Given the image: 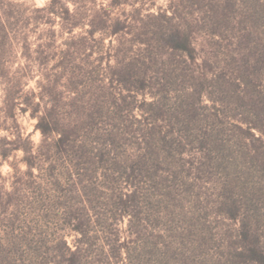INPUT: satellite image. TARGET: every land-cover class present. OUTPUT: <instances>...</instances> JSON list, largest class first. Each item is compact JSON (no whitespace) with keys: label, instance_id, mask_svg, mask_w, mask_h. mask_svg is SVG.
Segmentation results:
<instances>
[{"label":"rangeland","instance_id":"1","mask_svg":"<svg viewBox=\"0 0 264 264\" xmlns=\"http://www.w3.org/2000/svg\"><path fill=\"white\" fill-rule=\"evenodd\" d=\"M9 1L24 5L14 9L24 17L0 60L9 66V78L22 77L25 85L20 98L28 102L32 91L40 92L41 69L56 72L54 66L71 35L62 19L50 20L46 14L35 12L50 0ZM95 1L85 3L84 9H97L109 2ZM172 1L145 0L143 6L157 13ZM130 10L122 6L112 14L116 17ZM51 30L55 32L54 42L48 39ZM81 32L78 28L74 34ZM25 34L30 42L26 55L22 42ZM101 37L96 36L98 40ZM104 39V43L91 41L76 57L86 61L89 83L84 79L87 87L80 90L82 100L91 107V127L100 137L111 134L112 156L123 167L108 171V176L125 188L134 159L145 155L147 139L160 142L157 152L166 147L161 142L166 136L183 145L182 157L174 150L175 158L172 154L161 165L155 162L145 178L143 171L135 172L142 185L133 215H116L106 187L111 185H101L105 189L91 196L90 204L98 208L99 216L118 218L122 241L127 243L124 263L114 264H257L251 260L250 250H264V146L250 137L247 129L257 126L264 134V44L258 43V36L241 44L227 38L219 54L204 68L207 79L195 83L193 95H188L190 83L176 77L175 65H166L164 70L153 68L168 82L163 91L129 94L118 84H110L109 79L106 88L102 87L109 65L124 61V53L119 55L110 46V39ZM20 67H27V72L16 74ZM8 80L0 77V138L8 135L5 128L10 126L3 111ZM63 91L66 97L73 95L65 88ZM150 92L157 97L154 99ZM154 100L157 104L151 110L146 103ZM45 103H49L47 97ZM59 113L67 115L63 110ZM15 115L24 136L37 150L43 141L37 119L31 117V111L16 109ZM260 134L257 132L256 137ZM93 138L97 141L95 133ZM24 156L23 151H15L6 161L0 160V264H61L60 240L66 238L71 245L75 237L57 217L51 198L44 192L42 197L33 180L25 176L28 168ZM120 173L124 177L119 181ZM91 215L96 220L93 211ZM97 250L89 254L85 264H98Z\"/></svg>","mask_w":264,"mask_h":264},{"label":"trees","instance_id":"2","mask_svg":"<svg viewBox=\"0 0 264 264\" xmlns=\"http://www.w3.org/2000/svg\"><path fill=\"white\" fill-rule=\"evenodd\" d=\"M108 1L107 5L88 10L83 5L94 4L95 0H50L46 6L35 9L37 13L46 14L50 20L52 17L62 19L71 38L61 60L54 66L56 72L51 74L41 69L38 81L40 92L32 91L28 102H21L20 98L25 85L22 77L14 74L9 78V66L0 60V77L9 79L5 87L3 111L6 123H10L5 128L8 135L0 138V160L6 161L15 151L24 152L28 168L25 176L33 180L32 184L42 197L44 192L51 198L57 217L75 237L71 245L66 238L60 240L61 264H85L84 260L89 254L92 256L96 247L98 264L124 263L128 247L126 241H122L119 220L116 216L112 220L99 216L98 208L90 204L91 196L105 189L101 185H111L106 187L116 215L120 218L133 215L142 185L135 172L143 171L145 178V173L147 175L155 167V162L161 165L169 161L174 150L180 157L183 154L182 143L171 141L168 136L162 138L161 142L166 147L160 146L162 149L159 152L156 149L160 142L147 139L145 155L134 159L130 167L132 172L125 177V188L122 183L110 178L107 172L120 169L121 164L112 156L111 134L102 133L101 138L100 133L91 127V107L82 100L80 90L81 86L87 87L86 80L89 83L85 77L86 61L78 60L76 54L82 49L87 50L90 42L97 41L96 36L100 34L102 37L98 42L104 43V38H109L110 46L119 55L124 53L122 63L109 65L110 72L103 76V89L109 79L110 84H118L129 94L155 89L163 91L168 82L156 74L161 71L155 73L153 68L164 70L166 65H175L173 71L176 77H184L183 81L190 83L192 88H187L191 93L188 95H193L195 83L207 79L204 68L219 54L218 49L227 38L231 37L241 44L258 36V43L264 44V0H174L167 9H160L157 13L144 9L145 0ZM23 6L0 0V59L6 53L7 45L15 39L16 28L24 17L21 12L15 13L14 9ZM122 6L131 7V10L114 17L112 10ZM13 20L16 22L13 23ZM78 28L82 32L75 35ZM51 32L48 39L54 42L52 37L55 32ZM22 42L26 55L30 48L26 34ZM22 72L26 73L27 67H20L16 74ZM64 88L73 95L64 96ZM150 94L154 99L157 97L153 92ZM38 97L40 100L36 102ZM45 97L51 103L50 107L49 103H45ZM43 103L45 107L42 110ZM156 104L157 100L146 103L151 110ZM16 109L22 113L31 111V117L37 119L36 128L43 136L37 150L21 131ZM62 110L67 115L60 116L59 111ZM257 132L261 133L258 137ZM94 133L97 141L93 138ZM247 133L264 146V134L257 126H250ZM35 170L38 174L34 173ZM123 177L120 173L119 181ZM92 211L97 216L96 220L91 215ZM250 252L252 261L264 264L263 249H251Z\"/></svg>","mask_w":264,"mask_h":264}]
</instances>
